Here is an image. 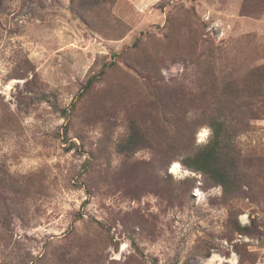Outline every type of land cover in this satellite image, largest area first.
Returning <instances> with one entry per match:
<instances>
[{
	"label": "rangeland",
	"instance_id": "374dc122",
	"mask_svg": "<svg viewBox=\"0 0 264 264\" xmlns=\"http://www.w3.org/2000/svg\"><path fill=\"white\" fill-rule=\"evenodd\" d=\"M1 1L0 264H264V83L217 97L264 66V0ZM217 108L243 116L234 195L163 152ZM133 123L152 146L122 153Z\"/></svg>",
	"mask_w": 264,
	"mask_h": 264
},
{
	"label": "trees",
	"instance_id": "16d2710c",
	"mask_svg": "<svg viewBox=\"0 0 264 264\" xmlns=\"http://www.w3.org/2000/svg\"><path fill=\"white\" fill-rule=\"evenodd\" d=\"M1 4L2 1L0 0V6ZM135 42V44L138 43L137 41ZM199 61L202 62V59ZM114 63L115 61L110 62L97 74L90 76L83 86L85 92H87L94 83L100 79V77L106 72V68L111 64L114 65ZM245 81L248 83L244 84L243 82H239L231 87L232 82L224 80L221 83L223 88H221L220 94L217 95L220 102L226 100L227 102L229 100L234 101L238 99L241 94L245 96V100H242L241 104L254 102L256 99H259V97L262 98V95L259 94V87H262L264 83V66L252 68ZM43 97L49 98V95L44 94ZM71 106H74V104ZM69 111L70 108L64 107L61 109L62 115L66 117V124L64 126L65 136L70 125ZM224 114L225 111L220 108L204 110L203 113H201L203 119L199 122L196 121L194 124L188 123L181 132L179 131L180 127H178L166 137L169 138V140L168 144L163 147V152L168 154L173 153V150H178L182 155V163L186 167L205 173L214 183L224 186L226 193L234 195L239 192L240 180L237 174L236 163L238 159L234 153L236 152V148L233 140L235 136V128H240L239 123L243 122V116L239 114L236 116L233 113L236 117L231 118L234 122L235 119H237V123H234L233 125L232 119L227 118ZM174 124L176 125L177 123ZM204 124L210 125L213 128L212 139L204 146L198 149L191 148L189 151L185 145L188 143L191 146V138L198 132V128ZM153 135L152 131L147 134L133 123L125 141L122 144L117 145V149L122 153L130 154L136 152L142 147H150L152 146ZM236 228L242 234L248 236L258 235L252 224L243 226L238 223ZM131 242L134 244L138 252H140L136 238L131 236ZM152 264H158L155 258H152ZM182 264L186 263L183 262Z\"/></svg>",
	"mask_w": 264,
	"mask_h": 264
}]
</instances>
